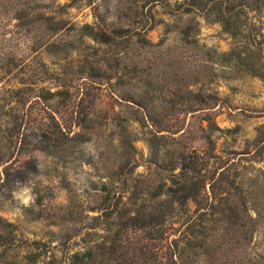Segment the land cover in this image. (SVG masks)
I'll return each instance as SVG.
<instances>
[{
	"label": "rangeland",
	"instance_id": "obj_1",
	"mask_svg": "<svg viewBox=\"0 0 264 264\" xmlns=\"http://www.w3.org/2000/svg\"><path fill=\"white\" fill-rule=\"evenodd\" d=\"M181 2L0 0V219L14 226L0 235V264H23L27 252L40 254L33 264H62L114 238L142 246L145 264H182L191 203L125 234L93 209L99 199L139 207L193 150L233 163L244 181L264 173V81L221 62L238 39ZM252 14L245 23L259 42L264 6ZM259 238L188 260L259 262Z\"/></svg>",
	"mask_w": 264,
	"mask_h": 264
},
{
	"label": "trees",
	"instance_id": "obj_2",
	"mask_svg": "<svg viewBox=\"0 0 264 264\" xmlns=\"http://www.w3.org/2000/svg\"><path fill=\"white\" fill-rule=\"evenodd\" d=\"M181 4L184 5L183 13L198 11L204 18L217 22L223 33L238 39L239 43L236 46L218 55L221 62L224 61L228 68L264 81V39L255 41L245 23L249 12L253 13L252 16L260 12L264 0H182ZM86 33L91 38L97 35L93 32ZM2 63L4 61H0V67L5 69L8 62L1 66ZM213 126L220 131L216 125ZM261 127L262 125L259 126ZM260 133L261 130L258 129V136ZM206 137L210 141L208 136ZM63 138V132L58 129L54 135L55 142L58 144ZM207 166L212 169H208ZM174 167L171 165L170 170ZM176 167L178 171L172 174L174 178L170 185L165 190L159 185L153 186L146 203L139 207L132 210L117 207L115 203L108 204V199L104 196L93 209L102 210L106 220L111 219L113 215L112 219H115L117 225L116 232L124 231L126 234L131 230L149 231L156 228L165 222L174 204L187 210L188 203H191L193 206L191 214L181 224L190 230V235H195L184 239L180 252L185 260L180 262L182 264L193 263V260L189 263V257L212 256L217 249L228 243L235 245L239 242L238 237L246 243L251 242L258 234L260 240L264 239V173L261 177L257 175L246 177L244 181V173L234 167L233 163L226 164V159L210 154L208 149L183 154ZM109 206H112V210L104 213ZM13 227L11 223L0 219V235L1 233L9 235ZM119 240V238L111 240L105 251L103 243L99 246L84 247L72 253L62 264H110L107 260L113 264H145L146 259L151 257L142 246L131 248L124 243L120 244ZM183 250H186L184 252L186 254H183ZM189 252L190 255L187 254ZM38 257L39 253L27 252L23 256L25 259L23 264H33L37 262ZM257 257L260 261L251 264H264V248ZM169 261L177 264L175 260ZM40 262L59 263L52 256H47ZM8 264L19 263L10 261Z\"/></svg>",
	"mask_w": 264,
	"mask_h": 264
}]
</instances>
